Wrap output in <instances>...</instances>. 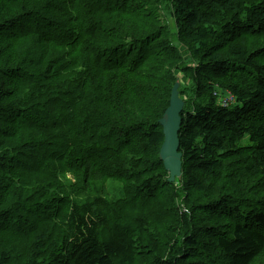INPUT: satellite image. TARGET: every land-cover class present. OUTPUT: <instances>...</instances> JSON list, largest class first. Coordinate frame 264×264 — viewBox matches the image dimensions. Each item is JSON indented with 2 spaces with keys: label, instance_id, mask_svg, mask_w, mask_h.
I'll list each match as a JSON object with an SVG mask.
<instances>
[{
  "label": "trees",
  "instance_id": "16d2710c",
  "mask_svg": "<svg viewBox=\"0 0 264 264\" xmlns=\"http://www.w3.org/2000/svg\"><path fill=\"white\" fill-rule=\"evenodd\" d=\"M26 2L43 5L26 7ZM263 35L264 0H0V227L10 217L12 232L34 237L27 247L32 264H131L138 253H156L160 244L145 235V219L121 220L110 197L118 185L108 180L121 171L111 166L116 154L129 152L135 165L139 154L156 151L155 170L160 168L162 178L157 176L158 184L144 178L139 195L148 203L160 187H170L167 200L179 197L183 210L179 240L153 264H196L198 257L252 264L264 252V118L259 116L264 49H252L248 40ZM25 43L30 51L14 56L12 48ZM155 57L168 58L163 100L158 110L131 119L120 109L132 103L120 102L119 93L124 87L128 92L131 79ZM79 61L82 76L67 77L68 67ZM243 71L252 82L244 81ZM92 73L112 75L111 89L97 83L98 77L91 80ZM179 74L194 87L188 88L190 99L183 96ZM154 75L146 78L152 82ZM45 78L53 83L42 85ZM176 81L184 102L178 133L182 165L180 178L170 183L159 160L158 121ZM146 91L142 84L136 92L131 88V95ZM221 94L229 95L230 104H220ZM20 120L29 130L18 134L12 126ZM101 127L106 129L98 133ZM47 128L57 143L34 132ZM72 145L74 152L67 154ZM52 146L62 151L60 164L76 177L71 188L43 178L50 168L36 154ZM235 160L239 173L226 183ZM147 161L137 162L144 176ZM247 176H257V189L243 181ZM10 201L16 204L4 209ZM59 204L64 213H55ZM59 216L61 233L55 226L42 231L44 240L33 236L38 224L47 226ZM10 255L1 249L0 264Z\"/></svg>",
  "mask_w": 264,
  "mask_h": 264
},
{
  "label": "rangeland",
  "instance_id": "374dc122",
  "mask_svg": "<svg viewBox=\"0 0 264 264\" xmlns=\"http://www.w3.org/2000/svg\"><path fill=\"white\" fill-rule=\"evenodd\" d=\"M35 1V0H33ZM27 3V2H26ZM42 6V2H31L27 3L26 7L30 6ZM32 11V10H30ZM83 15V13L81 14ZM76 17V16H74ZM108 20V19H107ZM107 20L104 22L107 23ZM112 22H117L113 21ZM117 24V23H116ZM122 23H119L120 28L122 27ZM118 25H116L117 27ZM118 28V27H117ZM248 44L252 49H264V35L263 36H257L253 37L248 40ZM175 45H178L175 43ZM220 48V47H219ZM216 48V52H220L221 49ZM31 49V46L29 43H25L22 45L14 46L12 48V53L14 56H19L24 53H28ZM180 50H183L182 47H179ZM264 52V51H262ZM262 52H259L262 53ZM167 57H155L149 65L145 64V66L141 69L139 72L140 74L136 76L134 79H131L129 82V90L127 92V89L124 87L122 91H120L119 94H121L120 102H129L132 103L131 106H126L124 108H121L123 115L127 114L129 118H140L142 116L148 115L152 109L158 110L159 105L158 101L163 100V84L162 80L163 77L167 74L164 72L168 69V64L166 68V62ZM261 64H264V57L261 58ZM81 62L79 61L77 64L72 63L71 66L68 67V72L66 73L67 77L74 76L72 78L79 79L83 71L81 67ZM153 67L155 69L150 71V67ZM88 68V67H87ZM165 69V71H164ZM164 71V72H163ZM163 72V73H162ZM246 76H248V79L246 78L244 81L248 83L251 81V75L247 71H243ZM155 73L153 77L157 78L154 81H149L148 77L150 74ZM47 76V75H46ZM98 77V76H97ZM94 73L90 74L89 78L93 80V78H97ZM180 84H184L185 87L184 91L185 93L183 96L185 99H190L192 96L189 93L188 88H191L194 90V87L190 85V79L185 77L183 74L178 75ZM66 79L64 80V84H67V82L70 80ZM141 79V82L139 81ZM98 82L105 83V87L111 89V81H113L112 75H105V77H98ZM76 82V80H75ZM42 85L46 86L49 83H53L52 80H46L43 79L40 82ZM134 84V85H133ZM142 84H145L147 87V91L145 93H139L131 95V88H133V91L136 92ZM253 84V83H252ZM125 86L124 83H120L118 87ZM254 85H251L249 83L248 87H253ZM39 88V87H38ZM27 88L18 91L19 95H24L27 90ZM120 90V89H119ZM118 90V91H119ZM48 93L51 94V87L48 89ZM107 93V92H106ZM84 94H87V88L84 91ZM72 100V98L70 97ZM220 104L227 106L228 103L230 104L231 98H229L228 94H221L218 96ZM65 105L61 108L63 111H60L61 116L64 115L65 111ZM152 111V112H153ZM259 116H262L264 118V108L260 110ZM22 120L19 121V124H14L12 128L18 133L21 134L24 132V130H29L27 127L23 126V123H20ZM114 125V123H111ZM98 123H89V126L96 127ZM103 129H106V127H101L98 131V133H101ZM43 131V132H42ZM34 132L40 135H44L45 138L52 142L53 139L55 143L58 142L57 139H55L54 134L49 131V129H40L37 131L34 129ZM22 139L21 141H24ZM72 139V138H71ZM75 140V139H73ZM71 140V141H73ZM59 141H64V139H60ZM54 143V144H55ZM104 144V143H103ZM109 147V146H108ZM61 150L56 149L55 146L45 148V150H41L37 152L36 155L40 157V159L44 160L46 163H48L49 170L45 174H43V178L47 183H54V185L60 186V184L64 185L66 188H71L72 185L76 182V177L73 175L72 172H68L67 167L64 166V164H60V160L58 157H60ZM74 152V145H72V148L68 151L67 154H72ZM136 150H131V153H135ZM33 155V154H32ZM41 155V156H40ZM131 154L129 152H121L116 154L115 160L111 163V166L113 164H117L119 166V169H121L120 172L117 173V177H114L116 180L108 179L109 181L115 183L118 185L116 188L115 193L112 192L110 197L112 199H115L114 201L116 204V208L118 209L121 220L124 222H134L136 223L137 220L145 219L148 223V227L145 229V235L151 236L153 238L156 237L157 241L160 244V248L157 249L156 253H145L141 252L135 255V258L133 259L131 264H153L154 260L157 258H166V256L169 254V249L173 246L174 242L179 240V218L183 210L182 201L179 197H177L173 202H169L166 198V194L169 193L170 187H160L156 192H154V196L152 197L151 201L146 203L144 196H141L142 193L138 192V185L139 183L145 178L149 179L151 184L157 183L160 181L157 176L161 177L160 174V168L158 170H155V167H159L158 164H156L158 159V153L156 151L148 152V153H141L139 154L138 158L135 161V165L130 161L132 159L129 157ZM113 157L112 154L108 156L107 159H100L103 163H98V165L103 166L102 164H105L108 162V160ZM48 158V159H47ZM140 158V160H139ZM148 160L146 165L144 167L148 170L146 175L144 176V168H141L139 165H137L138 161ZM99 161V160H98ZM97 161V162H98ZM68 162V161H67ZM67 162L65 164H67ZM60 164V165H59ZM129 164H131L132 170H127L129 167ZM53 166V167H52ZM239 162L235 160V162H232L228 166V176L226 178V183L231 182L233 179L237 177V174L239 173L238 168ZM53 168L55 170H53ZM113 168L107 167L106 171L110 174H113L111 172ZM142 171V172H141ZM54 172V173H53ZM56 173V174H55ZM55 174V175H54ZM56 180V181H53ZM162 180V179H161ZM243 181H248L250 184L253 185L257 189V176L254 178L245 177ZM79 183V180H77ZM162 182V181H161ZM156 184V186H157ZM221 185V184H220ZM62 187V186H61ZM164 193V194H161ZM250 197H247L249 199ZM22 200H19L18 202L21 204ZM134 203V205H133ZM13 204H16L15 201L8 202L4 209L10 210L11 206ZM65 205L59 204L57 207H55V213H64L66 209L64 208ZM58 210V211H57ZM202 218V216H200ZM28 220H31V215L29 214L27 216ZM40 219V218H39ZM59 224H61V216H59L55 221L50 222L49 225L44 226L42 224H38V231L35 234V231H32L33 236L37 237L38 239L44 240L41 237V233L43 230H46L48 227L49 229L51 227H58L59 233H61V228L59 227ZM15 227V222L13 219L8 217L3 223L2 227H0V250L5 249L6 251L10 252V261L7 264H32L33 258L30 253L27 251V247L29 243L33 240L34 237H30V233H15L12 232L11 229ZM218 228V227H217ZM226 232V231H225ZM62 237V235H61ZM174 253V252H173ZM46 259V256L44 257ZM196 264H223V262L215 257L211 258H196ZM200 262V263H199ZM252 264H264V252L256 259L252 261Z\"/></svg>",
  "mask_w": 264,
  "mask_h": 264
},
{
  "label": "water",
  "instance_id": "95a60500",
  "mask_svg": "<svg viewBox=\"0 0 264 264\" xmlns=\"http://www.w3.org/2000/svg\"><path fill=\"white\" fill-rule=\"evenodd\" d=\"M179 81H176L170 93V100L162 118L158 121L162 128L163 142L159 150V160L169 174L172 183L181 176L182 154L179 152L178 133L181 126V112L184 102L178 94Z\"/></svg>",
  "mask_w": 264,
  "mask_h": 264
},
{
  "label": "clouds",
  "instance_id": "9594fccd",
  "mask_svg": "<svg viewBox=\"0 0 264 264\" xmlns=\"http://www.w3.org/2000/svg\"><path fill=\"white\" fill-rule=\"evenodd\" d=\"M229 104V103H228ZM224 106V105H223Z\"/></svg>",
  "mask_w": 264,
  "mask_h": 264
}]
</instances>
